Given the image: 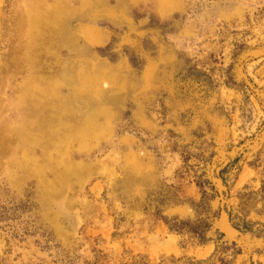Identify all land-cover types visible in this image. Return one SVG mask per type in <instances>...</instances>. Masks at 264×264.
<instances>
[{
    "label": "rangeland",
    "instance_id": "obj_1",
    "mask_svg": "<svg viewBox=\"0 0 264 264\" xmlns=\"http://www.w3.org/2000/svg\"><path fill=\"white\" fill-rule=\"evenodd\" d=\"M42 1L0 0V264H264V0ZM79 63L135 84L91 124Z\"/></svg>",
    "mask_w": 264,
    "mask_h": 264
},
{
    "label": "bare ground",
    "instance_id": "obj_2",
    "mask_svg": "<svg viewBox=\"0 0 264 264\" xmlns=\"http://www.w3.org/2000/svg\"><path fill=\"white\" fill-rule=\"evenodd\" d=\"M116 3L119 7H122V5L127 6L130 3V0H116ZM162 3L164 4V7L173 5L172 0H164ZM83 4L84 6L95 10H102L105 6V1L84 0ZM40 5L43 6V9L35 16L33 20L34 24L32 22L33 34L36 35L40 34L39 32L41 31H45L51 39L59 38L60 40H65V33L57 28L66 13L64 1L57 0L52 3L51 1L43 0ZM118 15L124 19L119 13ZM79 67L82 69H78V71H84V73H86L85 79L81 80L77 77L75 80L78 87L82 88L79 91L81 92L79 95L87 100V106L92 105L91 108H93V111L83 120L87 124H91L93 122V117L96 115L106 116L107 114H113L112 109L107 107V101L111 98V92H115L116 90L120 93L123 90L128 89L129 91H133L135 89V84L130 80V76L123 77L122 75L123 73L121 72V69L125 68V66L113 68L107 64H99L88 68L86 65L79 63Z\"/></svg>",
    "mask_w": 264,
    "mask_h": 264
},
{
    "label": "trees",
    "instance_id": "obj_3",
    "mask_svg": "<svg viewBox=\"0 0 264 264\" xmlns=\"http://www.w3.org/2000/svg\"><path fill=\"white\" fill-rule=\"evenodd\" d=\"M208 262H209V260L208 261H206V262H204L205 264H208Z\"/></svg>",
    "mask_w": 264,
    "mask_h": 264
},
{
    "label": "crops",
    "instance_id": "obj_4",
    "mask_svg": "<svg viewBox=\"0 0 264 264\" xmlns=\"http://www.w3.org/2000/svg\"><path fill=\"white\" fill-rule=\"evenodd\" d=\"M158 1V0H157Z\"/></svg>",
    "mask_w": 264,
    "mask_h": 264
}]
</instances>
